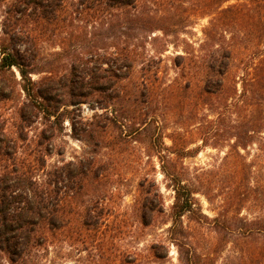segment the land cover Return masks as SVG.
I'll list each match as a JSON object with an SVG mask.
<instances>
[{
  "label": "rangeland",
  "instance_id": "374dc122",
  "mask_svg": "<svg viewBox=\"0 0 264 264\" xmlns=\"http://www.w3.org/2000/svg\"><path fill=\"white\" fill-rule=\"evenodd\" d=\"M13 1L0 0V37ZM155 1L156 10L147 12L162 17L165 31H131L121 10L112 9L120 14L112 23L102 15L107 10L82 14L74 28L78 40L52 25L39 40L44 69L55 66L60 75L69 71L71 44L103 46L101 53L135 46L140 56L132 74L115 85L114 97L97 91L65 107L74 125L64 120L47 156L51 170L93 156L107 168L96 188L105 208V259L96 245L57 235L34 264H245L243 256L264 243V233L245 239L233 227L244 217L264 219V189L256 190L264 180V10H216L214 0H176L177 8ZM238 2L244 0L221 7ZM214 56L229 62L223 75L210 68ZM218 76L224 78L220 92L203 91L206 79ZM248 79L253 84L246 91ZM18 105L17 98L0 101V121L15 138ZM44 127L41 119L32 124L29 140ZM179 179L192 191L195 212L184 213L173 234ZM145 205L155 208L149 225L142 221ZM175 238L184 242L182 253Z\"/></svg>",
  "mask_w": 264,
  "mask_h": 264
},
{
  "label": "trees",
  "instance_id": "16d2710c",
  "mask_svg": "<svg viewBox=\"0 0 264 264\" xmlns=\"http://www.w3.org/2000/svg\"><path fill=\"white\" fill-rule=\"evenodd\" d=\"M165 1L170 2L172 8L178 7L176 0ZM225 1L228 0H214L216 10H264V0H253V7L251 0L221 7ZM155 4V0H14L8 5L0 37V101L17 98L20 123L15 138L0 121V264H34L36 253L57 235L96 245L101 251L100 260L105 259L103 245L107 237L101 221L105 208L99 206L101 197L96 188L107 168L93 156L70 160L51 170L47 156L64 120L69 119L74 125L70 110L65 107L80 105L97 91L114 97L115 85L119 79L132 74L140 52L135 46H114L115 52L101 53L103 46L92 44L85 50L71 44L69 71L60 75L55 72V66L44 69L39 40L51 25L53 30L68 29L72 39L78 40L74 28L77 31L80 27L76 22L82 14L97 17L102 10H107L102 15L112 23L111 18L120 15L112 9L121 10L123 22L131 31H165L159 24L162 17L147 12L156 10ZM118 24L121 23L114 25ZM228 63L214 56L210 68H218L223 75ZM42 72L50 74L33 78V74ZM250 82L252 80H245L244 90L248 91V85L253 84ZM223 86L222 76L208 77L203 91L217 93ZM40 119L45 127L32 142L27 130ZM88 132L90 138H94V130ZM262 188L264 180H260L256 190ZM175 192L173 207L177 217L170 229L173 234L178 232L181 216L195 212L192 191L181 179ZM87 196L89 200H85ZM153 211L155 208L143 207L144 225L151 224ZM235 226L245 239L264 233L262 218L244 217L240 226ZM175 240L182 253L183 240ZM243 260L245 264H264V243L257 253H246ZM117 264L134 263L123 259Z\"/></svg>",
  "mask_w": 264,
  "mask_h": 264
}]
</instances>
